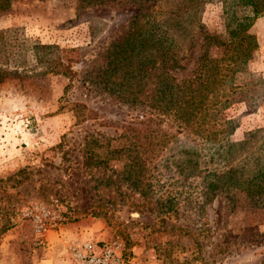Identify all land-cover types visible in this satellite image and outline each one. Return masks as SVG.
<instances>
[{
  "label": "rangeland",
  "instance_id": "1",
  "mask_svg": "<svg viewBox=\"0 0 264 264\" xmlns=\"http://www.w3.org/2000/svg\"><path fill=\"white\" fill-rule=\"evenodd\" d=\"M135 11L128 0L84 8L75 0H10L0 11V28L14 44L0 60V264H42L55 256L66 263L73 244L86 239L117 241L124 264H264V208L243 191L210 198L207 177L184 182L166 171L160 154L146 158L138 190L121 177L120 161L104 170L82 165L85 134L113 130L91 118L77 124L71 102L87 104L100 119L137 112L89 83L97 80L91 68L102 65L104 47ZM201 24L177 78L190 75L204 32L226 39L222 0L205 2ZM247 32L251 57L229 81L238 87L228 90L229 102L213 121L216 127L221 115L233 120L232 140L264 129L256 83L264 77V15ZM28 42L80 47V58L74 52L61 62L71 63L70 75L47 71ZM209 53L220 56L222 49L211 45ZM156 84L152 77L146 87L151 97ZM126 135L120 140L131 141Z\"/></svg>",
  "mask_w": 264,
  "mask_h": 264
},
{
  "label": "trees",
  "instance_id": "2",
  "mask_svg": "<svg viewBox=\"0 0 264 264\" xmlns=\"http://www.w3.org/2000/svg\"><path fill=\"white\" fill-rule=\"evenodd\" d=\"M110 1L75 0L83 8ZM128 1L136 11L123 33L104 47L102 65L91 68L97 80L90 78L89 83L137 112L129 117L100 119L87 104L71 102L77 124L91 118L113 130L106 135L85 134L82 165L104 170L111 162L120 161L121 177L138 190L147 169L146 158L152 160L160 154L166 171L184 182L196 176L207 177L205 190L211 193L210 198L218 191L228 194L240 190L264 208V129L255 128L247 138L232 140L233 120L221 115L216 120L218 126L213 124L215 114L229 102L228 90L238 87H232L229 81L251 57L247 30L256 17L264 15V0H222L226 39L204 32L196 62L190 75L183 78H177L174 72L183 69L185 53L194 46V32L202 26L207 0ZM9 2L0 0V11ZM237 7L244 12L238 14ZM211 45L222 49L220 56L209 53ZM28 46L47 71L66 75L72 71L71 63L61 62L71 53L79 52L78 59L81 54L80 47L64 49L38 42H28ZM13 47L0 28V60L7 61ZM152 77L157 84L151 97L146 87ZM256 83L264 95V77H258ZM128 132L132 140L121 141Z\"/></svg>",
  "mask_w": 264,
  "mask_h": 264
},
{
  "label": "built area",
  "instance_id": "3",
  "mask_svg": "<svg viewBox=\"0 0 264 264\" xmlns=\"http://www.w3.org/2000/svg\"><path fill=\"white\" fill-rule=\"evenodd\" d=\"M70 261L71 264H124L117 241L102 244L91 239L73 244Z\"/></svg>",
  "mask_w": 264,
  "mask_h": 264
},
{
  "label": "crops",
  "instance_id": "4",
  "mask_svg": "<svg viewBox=\"0 0 264 264\" xmlns=\"http://www.w3.org/2000/svg\"><path fill=\"white\" fill-rule=\"evenodd\" d=\"M66 263H70V260H68V262L66 261ZM65 262H63V260H60L57 258V256L51 257L50 259H42V264H66Z\"/></svg>",
  "mask_w": 264,
  "mask_h": 264
}]
</instances>
